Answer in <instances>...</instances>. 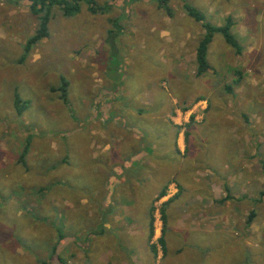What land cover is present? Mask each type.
Masks as SVG:
<instances>
[{"label":"rangeland","instance_id":"obj_1","mask_svg":"<svg viewBox=\"0 0 264 264\" xmlns=\"http://www.w3.org/2000/svg\"><path fill=\"white\" fill-rule=\"evenodd\" d=\"M94 1L101 11L82 3L72 16L54 5L49 35L26 47L38 17L28 0H0V264H264V0H169V12L159 0ZM185 2L214 25L231 16L241 53L215 33L197 76L204 30ZM145 103L125 114L134 130L119 122L121 148L132 132L137 148L151 145L138 156L151 177L136 176V198L121 184L120 210H98L100 194L83 188L106 179L85 156L106 162V115Z\"/></svg>","mask_w":264,"mask_h":264},{"label":"crops","instance_id":"obj_2","mask_svg":"<svg viewBox=\"0 0 264 264\" xmlns=\"http://www.w3.org/2000/svg\"><path fill=\"white\" fill-rule=\"evenodd\" d=\"M186 37H188V35H186ZM142 95L149 96L150 94L148 93V89L145 90V92ZM166 95H167V93H166ZM150 105H151L150 103L149 104L145 103V104H143V106L139 105L140 107H137L138 111H136V109H135L134 113L124 112V111H122V112L117 111L115 113V111H112V112L108 111L109 114L106 115V117H107L106 123L108 125H112L113 128H115L114 125L116 126V129H113V132H116V135H111V143L110 144H112V147H111V153L105 156L107 161L105 162L104 157H101V156L96 157L94 155V153L92 155L90 154L88 156H85L91 162V164L85 169L86 170L89 169L90 174H93L98 179H100V178L106 179V181L103 180V183H102V186L104 184V188H105L103 191L101 189L97 188L95 186V184L90 183V182H89V188H86V187L83 188V190H85L86 192H91L94 194L95 193L100 194V197H98V199H99L98 210L99 209L107 210V209L112 208V207L120 210V207H122V202H123V201L121 202V197H122V193H123V191H121V189H120L121 184L124 183V185H126V187L130 190L131 185L135 182L136 176H138V175L144 176L143 178L145 179V181H149L148 179H150V177H151L153 164L152 163L142 164L140 162V160L138 159V156L140 155L139 157L141 158L142 154L152 155L151 154L152 153V146L149 145L150 147H145L142 149L137 148V141L140 138V136H138L137 133L132 132L131 134H133V135L129 138L131 139L130 144L134 145V147L129 148L128 151L126 153H124L122 148H121V145L124 144V141H127L126 140L127 138L126 139L122 138L121 131H120V123H123L124 125L123 124L122 125L125 127L128 126L129 130H134L133 124L131 122H129V120L126 119L127 118L125 115L126 113H131V114L138 117L140 114L139 111H141L143 109L146 111V108H148ZM106 123H105V125H106ZM129 126H131V127H129ZM140 130L142 132V128H140ZM169 134L172 136H170V137L167 136L166 139H170L171 141L174 140V138H173L174 133L172 132ZM146 135H147V133L144 132V135L142 137H145ZM176 138L177 139H175V146H176L177 150H180V148H179V147H181L180 141L182 140V143H183V138H184L183 134L181 132H179ZM138 181H139V185H140V183L142 182V179L140 178V179H138ZM143 190L144 191H143L142 196H144V194H146V188ZM162 191H160V192H162ZM130 192H132V196H133L131 198H136L135 197L136 196L135 190H130L129 192H126V193L130 196ZM115 193H117V195L119 194V196H118L119 200L118 201H116V199H114ZM82 197H83L82 199L79 198L82 202V203L80 202L81 204L86 203L87 200H90L92 198V197L90 198V196L88 194H86L85 196H82ZM132 201L133 200H130V202L128 204L126 203L127 204L126 206H129L130 210L132 209V204L135 203V201H133V202ZM123 204H124V202H123ZM127 220H128L129 224H126V225H128V228L126 227L125 229H129L132 222H133V220L130 221L129 218H127ZM102 226L104 227V230H105V227H107V222L102 221ZM123 233H125V231L122 232V234ZM121 237H122V235L120 236L119 241H122ZM127 246L128 247L126 248V246L122 245V249L124 248L127 251L128 255L130 256L132 254V249H129L130 244L127 243ZM139 260H140L141 264H147L148 263L146 261L144 255H143V258H141Z\"/></svg>","mask_w":264,"mask_h":264},{"label":"trees","instance_id":"obj_3","mask_svg":"<svg viewBox=\"0 0 264 264\" xmlns=\"http://www.w3.org/2000/svg\"><path fill=\"white\" fill-rule=\"evenodd\" d=\"M30 11L38 17L39 24L35 33L29 38L26 47L29 45L39 41L40 39L47 37L49 35L48 23L51 18V8L55 5L57 6L63 15L72 16L77 14L80 11V6L82 3H85L88 10L91 13H97L102 9L100 6H97L94 0H28ZM169 0H159V6L164 7L169 12L168 2ZM186 13L192 17L194 20L201 23L203 27V34L199 38L198 43L195 49V62H196V71L195 74L197 76H201L204 74L210 67L207 52L208 46L212 41V38L215 33H221L225 42L229 44L232 48L235 49L236 53H241L242 46L239 44L237 38L231 31L233 26V19L231 16H227L223 25H214L205 20L204 14L192 6L191 4L185 2L183 5ZM113 47L114 44H113ZM67 82L62 77L61 78V86L58 87V90L61 92V97L66 98V90H67ZM228 91H231L229 86L226 87ZM20 103L18 94L15 95V105ZM24 106V104H23ZM23 106H18V109L22 110ZM193 117V116H191ZM262 196H264V190L260 192ZM164 192H160L159 196H163ZM253 212L251 211V215ZM251 215L248 218V223L251 221ZM151 249L155 251V246L151 244ZM56 251V247H54ZM54 253V252H53Z\"/></svg>","mask_w":264,"mask_h":264}]
</instances>
